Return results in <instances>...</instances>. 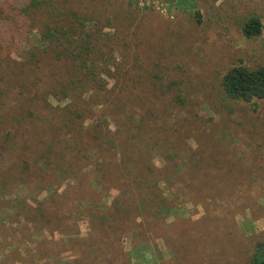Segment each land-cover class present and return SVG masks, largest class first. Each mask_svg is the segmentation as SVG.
<instances>
[{"label": "rangeland", "instance_id": "obj_1", "mask_svg": "<svg viewBox=\"0 0 264 264\" xmlns=\"http://www.w3.org/2000/svg\"><path fill=\"white\" fill-rule=\"evenodd\" d=\"M70 2L76 14H106L111 19L114 14L116 26L107 32L126 38L129 47L121 51L118 62L135 68L134 79L146 75L144 67L151 75L162 76L165 84L177 82L188 99L185 106L170 105L177 88L159 103L162 92L148 91L153 79L139 83L141 91H136L135 99L143 97L165 113L173 111L168 125L162 120L153 129L150 143L156 139L159 147L169 145L163 129L167 125L172 142L189 148L198 155L197 165L208 167L210 176H222L223 181H216L217 191L197 193L190 188L193 191L179 197L184 186L179 177L176 185L165 188L166 196L174 195L176 200L166 218L143 212L146 217L137 222L134 214L117 220L116 212L105 211L119 194L113 181L115 151L91 135L95 145L90 159L67 153L66 163L73 167L61 170L56 165L58 155L49 161L44 157L51 143L55 154L66 148L56 145L46 126L40 124L35 130L30 126L29 144L2 145L0 264H197L198 257L204 264H247L264 238V100L247 104L229 99L222 78L237 65L264 66V0ZM26 5L27 0H0V14L10 20L0 23V63L10 60L15 65L24 48L36 43L30 26L21 28L23 21L12 15L20 14L17 7ZM253 17L262 21V33L249 39L243 25ZM117 77L106 79L107 95L117 84L124 85ZM48 103V109L36 107L43 121L52 114L50 108H64L69 101L52 98ZM102 104L95 114L84 115L82 128L90 133L98 125L111 133L120 129L118 140L128 139L125 127L141 119L136 112L143 103L135 104V110L125 104L122 112L118 104L113 109ZM133 111L136 115L131 119ZM24 160L32 167L30 175L22 173ZM153 161L164 167L158 153ZM214 200H225L217 206L219 214L234 202L230 228L228 223L214 224L213 218L218 219L213 215ZM192 238L199 241L194 252L183 247ZM189 252L197 255L195 260Z\"/></svg>", "mask_w": 264, "mask_h": 264}, {"label": "trees", "instance_id": "obj_2", "mask_svg": "<svg viewBox=\"0 0 264 264\" xmlns=\"http://www.w3.org/2000/svg\"><path fill=\"white\" fill-rule=\"evenodd\" d=\"M17 8L20 14L12 15H18L23 21L21 28L30 26L36 43L31 42L24 48L20 55L21 61H15V65L10 60L0 63V156L2 145H17L19 142L29 144L32 138L28 135V127L33 126L35 130L41 124L46 126L57 146L63 145L66 148L65 152L55 154L54 144L51 143L45 160L49 161L58 155V169L64 170L67 166V170L71 171L73 166H69L65 160L67 153L75 154L82 160H89L92 146L95 145L90 139L91 135H94L93 139L115 151L116 176L113 181L119 194L112 206L105 208V211L116 212L117 220L121 221L128 215L132 218L134 214V222H137L138 218L146 217L144 213L166 218L175 209L176 200L174 195L166 196L165 188L168 185H176L179 177H182L184 183L183 188H179V197L185 196V192L193 191L190 188L196 189L197 193L219 190L216 181H223V177L210 176L208 167L196 164L198 155L192 154L189 148L187 150L172 142L168 133L171 129L167 125L173 111L165 113L155 104H151L149 99H135L136 91H141L139 83H151L153 79L148 91L162 92L157 97L159 103L161 97L177 88L180 91L178 90L174 99L170 100V105L185 106L188 101L181 94L177 82L165 84L162 76L151 75L144 67L141 69L146 75L140 74L139 80L134 79L135 68H124L123 64L118 62L121 51L126 50L129 44L126 38L117 33L107 32L112 26H116L114 14L112 19L106 14H76L70 0H27L26 6ZM4 15L0 14V23L6 20L10 22ZM261 33L262 21L257 17L250 18L243 25V34L249 39L256 38ZM118 74L124 85L118 87L117 84L109 90L112 91L111 95H114H107L106 79L110 77L118 80ZM222 87L227 97L236 102L249 104L264 100V66H234L223 76ZM52 98L59 102L69 101V104L64 108H50L52 114L44 122L36 107H50L48 102ZM139 102L143 103V107L136 113H139L141 119L135 118L131 127H125L128 139L118 140L122 133L120 129L111 133L104 126L98 125L90 133V129L82 128L81 124L86 119L84 115L94 113L101 103L110 109L118 108L115 106L118 104L122 112L125 104L131 105L130 110H135L134 105ZM53 110L56 112L53 113ZM109 112L113 114L112 111ZM62 113L66 117H62ZM136 113L133 111L130 118L134 119ZM162 120L167 123L163 128L166 134L165 142L169 144L167 147H159L160 143L156 139L150 143L152 133L155 132L153 129L158 127ZM42 142L44 141H40ZM155 153L161 155L163 168L167 169L168 176L163 168L155 165ZM28 163V160H24L21 165L24 176L31 174L32 167ZM162 184L166 186L163 188ZM204 197L208 199L207 195ZM224 202L225 200H214L213 215L218 218H213L214 224L225 226L228 223L230 228L228 219H232L231 207L234 202L228 210L224 209L225 212L219 214L217 206L221 207ZM228 205H231V202ZM198 243L199 241L192 238L183 242V247L191 248L190 251L194 252V246ZM196 256L190 253L192 260H195ZM197 264H204L200 257L197 258ZM247 264H264V238L257 242Z\"/></svg>", "mask_w": 264, "mask_h": 264}]
</instances>
